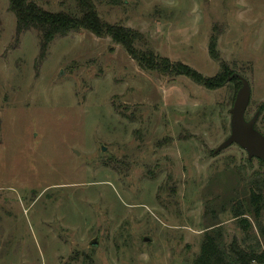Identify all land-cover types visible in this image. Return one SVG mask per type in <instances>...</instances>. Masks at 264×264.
I'll use <instances>...</instances> for the list:
<instances>
[{"label":"rangeland","instance_id":"374dc122","mask_svg":"<svg viewBox=\"0 0 264 264\" xmlns=\"http://www.w3.org/2000/svg\"><path fill=\"white\" fill-rule=\"evenodd\" d=\"M92 1L102 20L142 34L138 50L207 78L227 70L211 88L170 78L87 30L56 36L41 57L38 31L16 35L0 0V264H192L217 221L225 243L254 244V219L244 230L229 206L264 182V165L235 143L213 150L240 87L227 73L248 80L245 115L260 110L264 134V0Z\"/></svg>","mask_w":264,"mask_h":264},{"label":"trees","instance_id":"16d2710c","mask_svg":"<svg viewBox=\"0 0 264 264\" xmlns=\"http://www.w3.org/2000/svg\"><path fill=\"white\" fill-rule=\"evenodd\" d=\"M75 3L74 10L62 9L53 12L43 9L33 0H9L10 9L16 18V35L29 28L37 30L40 38V56L42 57L45 49L56 36H65L71 32L87 30L96 36H108L114 42L122 44L142 68L170 78L185 75L210 88L218 85L220 80L217 83L212 81L223 78L227 70L222 63L221 73L207 78L185 63L171 61L167 57L154 54L151 50H138L133 43L143 40L140 32L130 27L102 20L92 0H75ZM208 48L209 54L213 58H217L215 36H211ZM229 74L227 73L223 82L226 81ZM237 80L240 84L238 78ZM258 160L264 165L262 160ZM254 179L248 194L245 192L233 196L229 208L233 216L240 219V224L244 230L250 227L245 216H251L256 223L260 239L254 244L243 245L234 237L230 243H225L220 222H209L203 234L199 252L194 257L192 264H264V249L260 247L264 243V182L257 176ZM222 210L225 209L222 208ZM212 213L216 215L214 210Z\"/></svg>","mask_w":264,"mask_h":264},{"label":"water","instance_id":"95a60500","mask_svg":"<svg viewBox=\"0 0 264 264\" xmlns=\"http://www.w3.org/2000/svg\"><path fill=\"white\" fill-rule=\"evenodd\" d=\"M233 77L239 79L240 87L236 92L232 107L229 110V134L220 142L213 152L216 153L235 143L246 151L248 159L258 158L264 162V134L255 128L260 110H257L249 119L245 117V112L250 100V85L245 77L235 72L228 75L226 81ZM103 150H105V148ZM148 239V237H143V240ZM89 243L94 246L97 245L98 237L95 236Z\"/></svg>","mask_w":264,"mask_h":264}]
</instances>
